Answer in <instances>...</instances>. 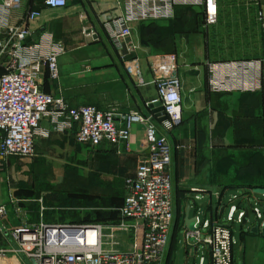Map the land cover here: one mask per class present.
<instances>
[{
  "label": "crops",
  "instance_id": "obj_1",
  "mask_svg": "<svg viewBox=\"0 0 264 264\" xmlns=\"http://www.w3.org/2000/svg\"><path fill=\"white\" fill-rule=\"evenodd\" d=\"M119 3L120 0H78L76 3L69 0L65 8L52 9L44 6L43 0H19L12 8L11 22L20 24L29 10H41L34 27L50 34L64 47L78 44L77 48L90 45L106 48L64 52L59 57L57 79H50L46 70L42 72V89L63 97L70 106L92 104L116 114L131 111L148 114L147 103L157 95L150 57L174 55L181 81L182 122L167 133L172 146L174 221L165 264H174L178 255L177 230L183 229L184 233L188 230L187 205L190 206L188 218L227 224L231 205L239 207L241 212L246 204L250 209L247 223L243 225L236 212L230 224L233 264H264V194L253 193L254 188H264V66L258 69L261 84L255 91L214 92L208 85L209 62L264 58V34L257 20L258 12L264 10V0H220L218 20L211 25L205 22L203 6L189 5L175 6L174 16L169 20L132 23L123 54L125 59L137 61L142 84L135 83L122 61V54L111 44L104 29V20L123 10ZM42 125L51 129L46 118ZM68 136L72 135L50 131L48 137L36 140V154L29 158L41 161L51 151L58 150L68 154L71 152L65 146ZM194 140H203L202 146ZM73 141L76 149L84 148L94 158L91 171L95 174L90 178L98 186L91 191V195H97L91 206L97 210L93 222L114 219L123 193L116 195L113 187L116 183L124 184L125 178L134 174L140 157L146 153L144 126L133 124L128 142L119 150L109 143L92 150ZM95 155L105 159L100 162ZM3 174H0V204H7L10 211L0 222L5 228L0 230V249L15 244L9 230L23 222L34 223L40 219L47 223L82 222L77 216L69 219L61 216L57 208L48 205L43 194L19 195L18 190L3 180ZM227 194L231 197L226 202ZM13 197L19 200L16 205L10 203ZM39 198L47 208L42 216ZM256 222L259 227L253 231ZM235 224L238 233L234 230ZM185 246L183 264H211L209 252L202 245ZM22 258L30 264L24 256L0 254L1 264H23Z\"/></svg>",
  "mask_w": 264,
  "mask_h": 264
},
{
  "label": "built area",
  "instance_id": "obj_2",
  "mask_svg": "<svg viewBox=\"0 0 264 264\" xmlns=\"http://www.w3.org/2000/svg\"><path fill=\"white\" fill-rule=\"evenodd\" d=\"M18 1L0 0V166L10 156H35L36 140L48 137L50 131L69 133L77 143L92 150L102 143L119 150L128 142L131 126L138 123L144 126L147 150L134 174L124 180L123 200L115 208L114 219L91 223H47L43 219L23 222L9 230L15 244L0 249V254L21 255L30 264H165L174 221L172 146L167 133L182 122L181 81L175 56L150 57L157 95L147 103L148 114L137 111L116 114L92 104L70 106L63 97L45 92L40 83L44 70L52 80L59 77V57L65 47L34 27L41 10H29L20 24H13L12 8ZM120 1L123 10L104 20V29L111 44L122 54V61L136 84L143 83L141 69L135 59H125L123 54L132 23L169 20L177 5L203 6L207 25L217 20V0ZM68 2L43 0L44 6L52 9L65 8ZM257 20L264 29V10L258 12ZM260 66H264V58L209 62V89L255 91L261 84ZM45 118L51 129L43 127ZM18 201L14 197L10 199L14 205ZM38 201L42 216L47 208L42 198ZM238 210L236 205H231L227 224L197 218L194 228L184 233L186 244L206 248L211 264H233L230 224L236 212L242 220L244 211ZM9 211L7 204H0V222ZM15 212H18L16 208ZM255 213L260 216L256 208ZM0 230H5L1 223ZM125 232L131 235V247L115 249L118 241L114 236Z\"/></svg>",
  "mask_w": 264,
  "mask_h": 264
},
{
  "label": "rangeland",
  "instance_id": "obj_3",
  "mask_svg": "<svg viewBox=\"0 0 264 264\" xmlns=\"http://www.w3.org/2000/svg\"><path fill=\"white\" fill-rule=\"evenodd\" d=\"M217 1L218 20L220 0ZM238 1L242 2L244 0ZM259 30L264 34V29L260 25ZM77 46L78 44H73L70 47H65V52L70 50H106L103 45H90L82 48H77ZM194 141H197V143L199 141V147L202 146L203 140ZM65 146L67 148L70 147L72 153L68 152L66 154L59 150L51 151L52 153L46 155L44 160L41 161L32 160L29 157L11 156L0 166V174L4 173L2 175L3 180H5L7 185L10 184L14 189L18 190L19 195L37 197L43 194L48 205L57 208L61 216L67 217L66 219L77 216L80 221L91 223L94 216H97V210L91 207L92 201H96L95 197L97 196L91 195V191L98 186L97 183H92V178H90L95 174L91 171L94 169L92 163L94 158L88 155L84 148L82 151L76 149L77 145L74 143L72 136H68ZM95 158L97 159L99 156L95 155ZM99 159L102 162L101 159L105 158ZM113 188L116 195L123 193V183H116ZM33 189L34 191H32ZM230 197L231 194H227L225 201L227 202ZM231 204L232 202L229 203V206ZM251 218H254L252 214ZM236 226L237 224H235V232L237 231ZM106 239L108 240V238ZM114 239L118 241L114 245L115 249L125 250L131 247V235L129 232L118 233L114 236ZM185 244L184 230L179 229L175 236L178 264L184 263L187 253ZM22 259L21 262L27 264V261L24 258Z\"/></svg>",
  "mask_w": 264,
  "mask_h": 264
},
{
  "label": "water",
  "instance_id": "obj_4",
  "mask_svg": "<svg viewBox=\"0 0 264 264\" xmlns=\"http://www.w3.org/2000/svg\"><path fill=\"white\" fill-rule=\"evenodd\" d=\"M73 3L78 2V0H72ZM39 32L35 33L32 35L31 38H35L38 35ZM30 40V39H29ZM28 40V41H29ZM163 119V118H161ZM253 193L256 194H264V188H254L253 189ZM206 201V198L203 200V202ZM249 203V202H247ZM190 208L189 205H187V213H186V218H185V223L188 229H193L194 228V223L196 222L197 218H188V209ZM238 209H240L239 207H237ZM244 211V215L242 217V224H246L247 221L249 220V216H250V209H249V204H246L243 208ZM259 227V222H256L254 227H253V231H255L257 228ZM174 264H178V257L175 258V262Z\"/></svg>",
  "mask_w": 264,
  "mask_h": 264
}]
</instances>
